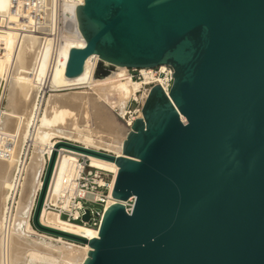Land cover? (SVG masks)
Listing matches in <instances>:
<instances>
[{
    "label": "water",
    "instance_id": "95a60500",
    "mask_svg": "<svg viewBox=\"0 0 264 264\" xmlns=\"http://www.w3.org/2000/svg\"><path fill=\"white\" fill-rule=\"evenodd\" d=\"M77 20L85 46L70 50L65 77L96 55L170 65L173 84L152 87L120 157L58 141L31 226L87 244L83 264H264V0H82ZM61 149L118 167L97 238L41 222Z\"/></svg>",
    "mask_w": 264,
    "mask_h": 264
},
{
    "label": "bare ground",
    "instance_id": "6f19581e",
    "mask_svg": "<svg viewBox=\"0 0 264 264\" xmlns=\"http://www.w3.org/2000/svg\"><path fill=\"white\" fill-rule=\"evenodd\" d=\"M10 2L11 0H0V25L9 16ZM4 39L8 44V51L0 57V77L7 81V94L0 130L14 137L15 143L11 159H0V185H4V195L0 196V264H32L37 261L49 264H83L90 251L87 244L79 245L51 237L37 232L31 226L34 200L42 186V156L45 152L51 153L52 147L62 139L88 149L105 150L120 157L130 128L125 123H119L108 107L116 105L119 114L124 116L125 106L140 86L124 79L128 74L126 67L105 62L96 55L87 59L80 76L72 79L65 77L70 50L85 46L77 19L69 25L55 50L50 42L43 43L32 36L25 37L14 48L15 34L10 31ZM46 86L54 90L68 89L71 92L49 97L48 112L39 120L41 124L37 125L33 137L45 147L32 150L14 228L6 236L2 229L3 208L21 158L24 139L32 136L29 127L39 112V95ZM75 89L85 90L78 92ZM110 95L115 96L114 102L109 101ZM141 117L142 114L139 118ZM64 152L66 154L60 153L57 159L52 179L51 187L56 189L59 180L71 170L76 159L73 154L77 152L69 149H64ZM87 157L93 167L113 174L115 181L118 167L114 162ZM114 203L117 201L112 199L108 206ZM41 222L89 240L98 236V228L67 222L45 210L41 213Z\"/></svg>",
    "mask_w": 264,
    "mask_h": 264
},
{
    "label": "built area",
    "instance_id": "2783aa9c",
    "mask_svg": "<svg viewBox=\"0 0 264 264\" xmlns=\"http://www.w3.org/2000/svg\"><path fill=\"white\" fill-rule=\"evenodd\" d=\"M79 5H82V0H11L9 16L0 25V57L4 56L8 51V44L4 38L9 31L15 34L14 48L25 37L32 36L43 43L50 42L53 50H55L59 47L69 25L76 21ZM127 72L128 74L124 79L138 83L140 86L135 96L131 98L133 103H137L138 109L133 113L127 111L124 116L116 113L120 120L131 129L134 121L141 115L143 104L152 87L160 85L166 94L169 93L173 84L172 75L174 70L170 65H160L152 69H128ZM6 94L7 81L5 78L0 77V119L3 115ZM58 141L82 146L67 140L59 139ZM14 143V137L0 130V159H11ZM27 144L28 147L32 146L29 140ZM96 151L116 156L105 150ZM51 153L45 152L42 156L41 184ZM60 153L66 154L64 149L59 151L58 157ZM73 155L76 159L72 164L71 170L59 180L57 189L54 186L51 187L52 179L55 175V165L42 211L45 210L47 213H52L67 222L99 228L105 209L112 205L108 206V203L113 199L114 176L106 170L93 167L87 156L79 153H74ZM30 159L31 154L29 155L26 149L16 166L12 184L8 190L2 214V229L6 236H9L8 234L14 228L18 201ZM39 191L35 197L32 211ZM121 203L125 205L126 212L130 214L133 209L134 199L131 198L127 202ZM86 212L90 215L88 222L83 221Z\"/></svg>",
    "mask_w": 264,
    "mask_h": 264
},
{
    "label": "rangeland",
    "instance_id": "374dc122",
    "mask_svg": "<svg viewBox=\"0 0 264 264\" xmlns=\"http://www.w3.org/2000/svg\"><path fill=\"white\" fill-rule=\"evenodd\" d=\"M122 82H124V81H122ZM47 87L48 86H46L45 90L42 91L40 93V95H39V112L37 113V116L35 118V121L29 127L30 136L32 135L31 138L28 139V137H27V138L24 139L23 149H22V153L23 154L25 153L26 149H27V151H28V153L30 155V154H32V150L33 149L38 148V147H45L44 145H41L36 140H34L33 137H34V134H35L37 125L38 124H41L39 122V120L40 119L42 120L43 119V116L46 115V113L48 112L49 97L51 95H65V94L71 92V90H68V89L54 90V89H50V88H47ZM84 90L85 89H75L74 91L81 92V91H84ZM120 90H122V89H120ZM108 98H109V101L110 102H114V100H115V96H111L110 95V97H108ZM108 108L111 111V114H113V116L117 119V121L119 123H121V124H124V122H122L120 120V117L117 115V113L119 114V110H118L119 108H117L116 105H113V107L112 106L110 107V105H109ZM110 108H112V109H110ZM125 109H126V112L127 111H130V112L133 113L134 111H136L138 109V105H137V103H133L131 101V99H130L129 102L127 103V105L125 106ZM27 139L31 142V145L32 146H30V147L27 146L28 145L27 144L28 143V140ZM93 229H97V228H93ZM32 264H49V263L37 261V262L32 263Z\"/></svg>",
    "mask_w": 264,
    "mask_h": 264
},
{
    "label": "crops",
    "instance_id": "0c3cea01",
    "mask_svg": "<svg viewBox=\"0 0 264 264\" xmlns=\"http://www.w3.org/2000/svg\"><path fill=\"white\" fill-rule=\"evenodd\" d=\"M2 185V186H1ZM0 185V196L2 197L4 194H3V192H4V185L3 184H1Z\"/></svg>",
    "mask_w": 264,
    "mask_h": 264
}]
</instances>
